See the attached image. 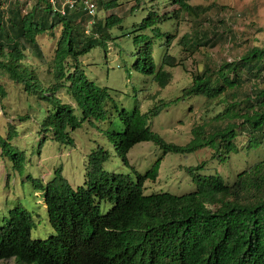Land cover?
Here are the masks:
<instances>
[{
  "label": "trees",
  "instance_id": "1",
  "mask_svg": "<svg viewBox=\"0 0 264 264\" xmlns=\"http://www.w3.org/2000/svg\"><path fill=\"white\" fill-rule=\"evenodd\" d=\"M13 1L15 5L19 2ZM189 1L171 0L177 7L173 16L149 12L134 31L151 30L160 35L158 25L177 18L178 13L198 18L208 10L190 6ZM3 4L4 0H0V10ZM115 7V1L105 5L106 10ZM4 13L0 12V55L5 60L0 62V68L13 82L21 84L25 93L53 102L54 113L48 116L42 130L51 131L57 143L72 146L71 133L85 121L106 120L105 108L111 100L108 88L87 80L78 64L79 58L93 47L97 39L95 30L102 31L99 40L105 48L110 38L108 32L120 26L121 18L110 14L103 28L95 24L86 34L90 20L86 13H82L81 19L69 10L62 16L53 10L49 0H37L24 15L12 12L11 8L6 18ZM84 17L86 37L82 41L73 23L81 22ZM58 26L61 32L52 62L54 84L52 92L42 93L37 78L20 65L24 54L19 43L38 49L37 37ZM91 33L95 37L90 36ZM167 35L165 48L173 40L172 35ZM149 40L146 34L134 36V43L143 44L142 56L134 66L142 74L153 75L158 88L164 89L172 79L166 69L180 64L165 53L161 65L154 71L152 54L147 47ZM204 42L201 40L199 44ZM199 44H194V38L187 35L178 42L183 51H190L192 46L197 48ZM263 71L264 47L252 48L238 61L224 63L209 74L204 70L195 75L192 84L174 100L175 104L191 97L207 101L229 96L236 99L243 73L258 78ZM60 89L70 95L81 113L80 118L75 116L72 106L55 97ZM0 95L4 96L1 87ZM162 105L144 113L138 106L130 113L121 110L118 118L122 132L105 133L126 166H129L127 154L135 145L145 142L155 145L161 156L148 171L140 174L130 167L131 172L125 175L108 173L102 166L109 159V153L97 147L87 158L83 186L72 188L60 169L45 185L34 181V187L43 191L48 223L55 235L32 240L30 214L17 206L8 212L0 226V261L13 259L15 264H264V160L239 173L232 184L217 174L201 173L204 165L200 164L185 168L195 186L193 192L178 196L145 195L143 191L146 181L154 182L158 177L160 163L167 154L187 155L208 148L213 151L214 159L224 163L230 153L237 152L235 139L239 130L249 134L250 148H258L264 141V88H251L242 101L228 104L213 120L224 121V126L193 128L192 139L184 146L167 143L151 130L150 121L159 115ZM14 134L15 131L9 130L6 138L0 136V148L2 156L17 159L16 166L22 152L10 144Z\"/></svg>",
  "mask_w": 264,
  "mask_h": 264
},
{
  "label": "rangeland",
  "instance_id": "2",
  "mask_svg": "<svg viewBox=\"0 0 264 264\" xmlns=\"http://www.w3.org/2000/svg\"><path fill=\"white\" fill-rule=\"evenodd\" d=\"M36 1L19 0L15 5L13 0H4L0 12H5L4 18L10 8L12 12L24 15ZM114 1L117 7L106 10L105 5ZM188 4L208 10L198 18L180 12L177 18L158 25L160 35H156L155 31L145 30L143 33L134 29L149 12L173 16L177 7L171 4V0H99L95 17L89 16L95 20L97 28H103L105 18L110 14L121 18L122 22L108 32L110 38L105 42V48L99 40L102 31H94L97 37L91 33L90 36L97 39L90 51L79 58L78 64L87 80L109 89L111 100L105 108L106 120L85 121L71 133L72 146L57 143L52 139L51 131L42 130L48 116L54 113L53 102L25 93L23 86L13 82L0 68V87L4 91V96L0 95V136L6 138L9 130L15 131L10 144L22 152L15 166L17 159L2 156L0 148V226L4 224L8 212L18 206L30 214L32 240H45L55 235L48 223L43 191L36 189L33 182L39 181L45 185L60 169L62 177L72 188L83 186L87 158L97 147L109 153V159L102 166L108 173L125 175L131 172L130 167L140 174L148 171L161 156L155 145L150 142L135 145L127 154L129 166H126L117 155L114 143L105 136L106 132H122L119 111L130 113L138 106L144 113L163 104L159 115L150 121V128L165 142L184 146L192 139L193 128L224 126V121L213 120L228 104L235 100L242 101L251 88H264V71L258 78L243 73L242 87L236 93V99L229 96L207 101L201 97H191L175 104L174 100L192 84L195 75L204 70H208L209 74L224 63L238 61L252 48L264 47V0H190ZM77 10L72 14L81 19L83 11L80 8ZM85 22L84 17L81 22L73 23L82 41L86 37L83 33ZM3 23L6 24L7 20ZM60 32L61 26H58L38 36V49L19 43L24 54L20 65L37 78L42 93L52 92V62ZM139 34L150 37L147 47L152 54L154 71L161 65L165 53L175 57L180 64L166 69L171 72L172 79L164 89L158 88L153 75L142 74L134 66L143 50L141 42L133 41L134 36ZM167 34L172 35L173 40L165 48ZM185 35L194 38V44H199L201 40L205 42L197 48L192 46L190 51H183L178 42ZM4 60L0 55V62ZM138 64L141 66L142 63ZM55 97L61 103L72 106L75 116L81 117L65 89L58 90ZM249 140V134L239 130L235 139L237 152L230 153L224 163L214 159L213 151L208 148L187 155L167 154L160 163L156 180L144 183V194L169 193L180 196L193 192L195 186L185 168L200 164L204 165L201 173L217 174L226 183L232 184L239 173L264 160V141L258 148H250ZM0 264H15V261L9 259L0 261Z\"/></svg>",
  "mask_w": 264,
  "mask_h": 264
},
{
  "label": "built area",
  "instance_id": "3",
  "mask_svg": "<svg viewBox=\"0 0 264 264\" xmlns=\"http://www.w3.org/2000/svg\"><path fill=\"white\" fill-rule=\"evenodd\" d=\"M53 10L60 15H66L67 11L81 9L87 16L95 17L98 9V0H49ZM95 20L90 19L86 25L85 33L89 34Z\"/></svg>",
  "mask_w": 264,
  "mask_h": 264
}]
</instances>
